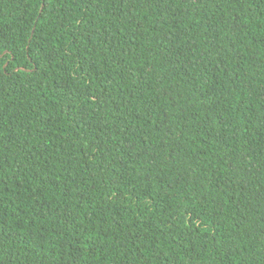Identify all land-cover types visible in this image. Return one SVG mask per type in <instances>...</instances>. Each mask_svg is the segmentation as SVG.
Masks as SVG:
<instances>
[{
    "label": "trees",
    "instance_id": "1",
    "mask_svg": "<svg viewBox=\"0 0 264 264\" xmlns=\"http://www.w3.org/2000/svg\"><path fill=\"white\" fill-rule=\"evenodd\" d=\"M0 264H264V0H0Z\"/></svg>",
    "mask_w": 264,
    "mask_h": 264
}]
</instances>
